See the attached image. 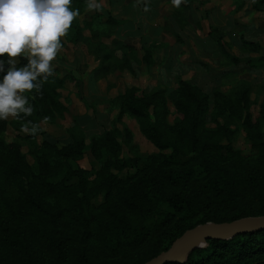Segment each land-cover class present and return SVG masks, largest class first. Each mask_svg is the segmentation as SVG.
<instances>
[{"label":"trees","instance_id":"16d2710c","mask_svg":"<svg viewBox=\"0 0 264 264\" xmlns=\"http://www.w3.org/2000/svg\"><path fill=\"white\" fill-rule=\"evenodd\" d=\"M151 1L157 7L162 0H143L141 6ZM247 1L235 0L231 11L240 10ZM199 5L200 0H182L173 10L176 42H183L180 28L185 24L201 28L196 12ZM71 7L88 14L87 0H72ZM96 12L99 10L93 11L90 22L73 20L69 30L74 33L69 42L81 41L90 46L94 37L109 38L111 33L106 27L124 21L104 18ZM93 19L101 27L93 28ZM153 31L161 32L158 27ZM207 35L224 62H241L242 57L228 50L221 29L209 26ZM154 37L141 42V60L147 67L156 62L154 53L159 46ZM61 44L66 45L62 39ZM123 46L133 48L131 44ZM240 48L248 53L259 52L261 44L240 37ZM111 57L112 51L99 55L98 64L91 70L95 80L111 72L107 63ZM8 59L7 55L0 57L5 61L0 80L9 67ZM258 60L264 61V55ZM27 63L21 56L17 67ZM244 63L251 65L247 67L249 74L261 67L252 65L249 57ZM124 68H132L130 60L119 66L120 70ZM70 75L66 72L58 76L55 70L44 82L42 95L35 90L24 93L35 110L26 120L14 118L12 129L16 138L28 145L32 162L22 153L18 141L6 140L8 120H0V264H100L93 261L94 248L107 264H114L113 256L129 251L135 252L133 258L120 264H143L198 224L264 215V185L259 176L264 172V165L260 167L264 163V104L259 105L254 118L249 111V83H238L231 96L215 89L211 99V94L179 77L170 98L177 114L172 125L166 121L165 90L156 87L144 93L129 86L118 94L111 100L119 110L117 117L126 113L134 118L142 135L161 151L152 157V163L144 165L138 157L120 156L119 131L115 127L91 136L89 144L77 125L67 130L70 142L66 144L43 136L40 123L53 122L62 113L59 88ZM211 103L214 106L209 112ZM209 115L216 128L208 127ZM219 115L241 121L247 142L257 151L254 163L241 157V177L235 173L237 159L231 143L221 142L229 138V130L219 123ZM27 121L39 124L37 134L22 131ZM38 136H42L41 141ZM87 150L99 163L92 179L88 170L78 165ZM188 155L191 163L184 164L182 157ZM131 169L135 171L128 174ZM123 170L127 171L124 176L120 175ZM246 191L257 202V209L250 206ZM167 264H264V229L209 239L206 245L192 249L184 262Z\"/></svg>","mask_w":264,"mask_h":264},{"label":"rangeland","instance_id":"374dc122","mask_svg":"<svg viewBox=\"0 0 264 264\" xmlns=\"http://www.w3.org/2000/svg\"><path fill=\"white\" fill-rule=\"evenodd\" d=\"M253 2H255L254 7H252L251 5L250 6L251 8H254V13H256V16H252V18H264V4L260 5L258 0H253ZM231 3L234 2H232V0H200V5L196 8L197 15L201 18L202 22L201 28L196 27V29L199 30L198 32L200 33V35H203V33H205L210 24H215L214 22L218 21L217 18L218 16L220 17L221 12L218 11L219 15L214 14L213 11L214 9H216L215 7H218L221 11L224 10L225 14H227V12H229L230 10V6L232 5ZM117 4H119V1L117 0H102L103 6L99 10L101 13V17L115 18L116 16H114L115 13H113V8ZM136 4L140 5L139 2ZM153 4L154 2L152 3L151 1V3H149L148 5L152 6V12H155L157 15H159L156 23L157 25L165 29L164 32L168 36L166 37V42H163L160 37H155V41L158 44L159 48L156 49L154 53L156 62L153 67H147L141 60L142 51L141 48H138V43L140 44V42L137 39L134 40V43H136L137 45H133V48L128 50L123 46L128 43H124L121 40L113 37V33L115 30H122L121 32L123 34H139L141 30V25L139 23H126L122 26L116 25L114 27L108 26L105 28V30L108 33H111L109 38H106L105 35H102L99 38L94 37L91 39V44L90 46H88V50H91V54H87V46H85V44H83L81 41L78 42V46L80 45V43L83 44L81 46L83 48L82 51H84L85 59H88V63H90L91 65L93 64V58L95 59L96 57V59L99 61V55L101 56L105 53H108L109 51H112V57L107 61L110 66L111 72H109V74L105 77L101 78V81L99 82L100 84L96 83L99 79H94L95 81L92 83V85L89 86L84 77L88 68L82 70L81 65L83 63L78 59L79 51L78 49L74 50L73 48L75 44L69 42V38L71 39L73 37L72 35L74 33V30L68 29L67 35L61 37V39L65 41L66 45L64 47H61L52 64L55 67L58 76H62V74L66 72H70L71 75L69 76V79L65 81L63 86L59 88V92L61 93L62 105L64 107L61 115L53 122L40 123L44 137H46L50 141L57 142L58 144H66L70 142V136L67 130L74 125H77L79 129L84 133L86 143L89 144V139L91 136L97 135L105 129L115 127L119 131L118 139L121 143V157H138L142 160L144 165L152 163V157L161 151L142 135L134 118L126 113L121 115L120 118L117 117L119 110L116 106L113 105L111 100L114 99L118 94L122 93L129 86H135L144 93H147L156 87L161 88L165 90V94L167 96L166 106L168 109V113L166 115V121L172 125L176 121L177 114L170 101V98L174 93L179 77L188 79L192 84L197 85L203 91L211 94V99L213 97L212 91L215 89H218L228 96H231L235 91L238 83H249V111L254 118L257 116L259 105L264 104V61L261 62L260 60H258V57L264 55V39H262L261 41L259 39H256L262 47L259 52L252 53L244 52L243 50H239V48H237L236 46H231L227 43L230 53L242 57L241 62L236 65L224 62L219 54H217L216 56L211 55L205 58L201 55L200 50L197 49L196 46H193L191 55L190 52H188L190 60H188L187 63L190 66V70L182 73L180 64L185 63V61L181 62L180 57L184 52L180 53L177 59H171L167 56V53H169V50H171L168 48L170 44L173 45L174 42V29L172 27L173 23H171V16L173 15V10L177 7H175L172 3L166 2L164 0L160 1L158 3L159 6L157 7H153ZM86 11L88 14H80L77 18L79 20L90 22V16L93 14L94 10H88V8L86 7ZM206 12L210 14H205ZM241 19L242 15L240 12L232 14L229 18L230 26L227 28H235V25L237 24V27L235 29H238V34L241 33L244 39L255 40L254 38H259L258 32H254L255 34L251 33L253 32V29L251 30V32L249 31L250 29H248L247 32H243V28L245 26V28H249L253 25H258V23L259 25H262L264 24V21L255 23L258 20H251V22H248V20H246L243 22ZM91 24L93 28L101 27V25L97 23V20L94 19L91 21ZM189 27H191L189 23L185 24L182 28H180V32L182 33V30L183 32L186 31L185 34L191 36V30ZM108 30H110V32ZM86 33L89 32L86 31ZM198 37V41L202 44L200 45V48H203V52L208 51V48L201 40V37ZM246 57H249V59L252 60V65L254 66L261 64L260 69L254 71L253 74H249L247 72V67L249 64L247 65V63H244ZM127 59L130 60L132 68H124L120 70L119 66L125 65ZM61 61H63L64 64H62ZM193 66H196V68H194ZM212 66L217 68L216 71L212 70ZM70 68L74 69L76 71V75L78 76L74 77V75L72 74L73 71H71ZM73 77L74 80H71L73 79ZM213 106L214 105L211 103L209 106V112H212ZM13 119L14 118L12 117H9L8 119L7 131L5 135L6 140L18 141L21 145L22 153L25 154L29 162H32V156L28 153V145L25 141L18 139L15 136V132L12 129ZM217 120L220 124H225L229 130V138H222L221 142L231 143L233 147V154L237 159L235 173H237V175L241 177L243 162L241 157L247 159L248 162L254 163V158L257 155V151L253 149L247 142L245 131L241 126V121L233 119L226 115H219L217 117ZM206 123L208 127L216 128V122L211 119L210 115L207 117ZM261 132L264 137V124L262 126ZM41 138L42 136H38V141H41ZM165 152L168 153V151ZM182 161L184 162V164L191 163L189 155L186 157H182ZM78 165L88 170L90 179L94 177V173L99 168L98 161L90 153L89 150H87L84 155L78 160ZM262 165H264L263 162L260 163V167H262ZM134 171V169H131L130 171H128V174H132ZM126 174V170H123L120 173V175L122 176ZM259 176H261L260 179L263 180L262 183L264 185V172L262 171ZM245 195V197H248L247 201L249 202L252 209H257V202L250 198L252 197L250 192L246 191ZM91 253V255L93 256V261L95 263L107 264L106 262L102 261L103 257H100V255L98 254L99 250L97 248H94V252ZM134 254V251H129L128 253L113 256L111 258L113 259L112 263H125L131 260Z\"/></svg>","mask_w":264,"mask_h":264},{"label":"clouds","instance_id":"9594fccd","mask_svg":"<svg viewBox=\"0 0 264 264\" xmlns=\"http://www.w3.org/2000/svg\"><path fill=\"white\" fill-rule=\"evenodd\" d=\"M171 2L178 8L182 0ZM71 5L72 0H0V57L9 58L0 80V120H26L34 113L24 93L35 90L42 95L44 82L54 75L52 62L62 47L61 37L80 15ZM102 6V0H87L88 10L98 11ZM144 10H149L147 5ZM21 56L28 63L17 67ZM4 65L0 60V72L5 71ZM39 130V124L32 121L22 125L26 134L35 135Z\"/></svg>","mask_w":264,"mask_h":264},{"label":"crops","instance_id":"0c3cea01","mask_svg":"<svg viewBox=\"0 0 264 264\" xmlns=\"http://www.w3.org/2000/svg\"><path fill=\"white\" fill-rule=\"evenodd\" d=\"M117 1H119V4H117L113 8V13H115L114 16H116L115 18H121L122 20L124 19V21L119 25L122 26L123 24H126V23H133V24L139 23L141 25V30H140L139 34H131V33L130 34H123L121 32L122 30H115L113 33L114 38L119 39L124 43L132 44L135 46L137 44L134 43L135 42L134 40L137 39L140 42V44L138 43V48L141 47V42H143L144 39L150 41L154 36L160 37L163 42L166 40V37H168V36L164 32V30L163 29L161 30V27L159 25H157L156 22H157V18L159 15H157L155 12H152L151 5H147L149 10L145 11L144 10L145 6L144 7L141 6V3L143 0L142 1H140V0H117ZM258 1H260V0H258ZM138 2L140 3V5L136 4ZM232 2H235V0H232ZM254 3L255 2H253V0H248L240 10H236L233 12L231 10L235 7V3H231L232 5L230 6V10H229V12H227V14H225L224 10L221 11L218 7H215L216 9H214L213 13L218 14L219 12H221V14H220V17L218 16V18H217L218 21L214 22L215 24H213V23L210 24L209 26H216L219 29H221L224 33V39H225L226 43L230 44L231 46H236L237 48H239V50H242L240 48V37H243V35H241V33L238 34V32H239L238 29H235L237 27V24L235 25V28H233V27L231 29L227 28L230 26L229 25V18L231 17L232 14L240 12L242 15L241 20L243 22L246 20H248V22L249 21L251 22V20L252 21L258 20L255 23H258L260 21H264V18H262V17H258V19H256V17H255V19L252 18V16H256L255 15L256 13H254L255 12L254 8H251V6L254 7V5H253ZM263 4L264 3H260V5H263ZM207 13L208 12H206L205 14H207ZM208 14H210V13H208ZM199 19L201 22L200 17H199ZM201 26H202V22H201ZM157 27L161 31L160 34L153 31ZM245 27L243 28V32L244 31L247 32L248 29H250L249 30L250 32L253 29V32H251L253 34L258 32L259 38H254L255 40L259 39L261 41L262 39H264V24L259 25V23H258V25L256 24L255 26L253 25L252 27H249V28L248 27L245 28ZM189 28L191 30V36L185 34L186 31L183 32V30H182V33L179 32L181 37H182L183 42L179 43V42H176L174 39L173 45L170 44V46L168 48L171 50H169V53H167L168 58L170 57L171 59H177L179 57V54L184 52L182 54V56L180 57L181 58L180 61L181 62L185 61V63H186V65H185V63L180 64L182 73L190 70V66L187 63V61L190 60V56H189L188 52H190V55H191V50H192L193 46H196L197 49L200 50L201 55L204 56L205 58H207L208 56H211V55L216 56L218 54L214 43L212 42V40L207 35L208 28L206 29L205 33H203V35H200V33L198 32L199 30H197L196 28H192V27H189ZM84 35L88 36V33H86V31H85ZM198 36L201 37V40L204 42L205 46L208 48V51L203 52V48H200V45H202V44L198 41L199 40ZM194 38H196V39H194ZM256 41H258V40H256ZM81 45H83V44L80 43V45L78 46V43H76L74 45L73 49L74 50L78 49V51H79L78 52V54H79L78 59L80 60V62L83 63L81 65L82 70L88 68L84 77L86 79L87 84H89V86H90L95 81L93 78V74H92L91 70L98 64V60L95 57V59L93 58V61H92L93 64L92 65L90 63H88L89 61H88V59H85L84 51H82L83 48ZM85 46H87V45H85ZM86 50H87L88 55L91 54V50H88V46L86 47ZM61 62H62V64H64L63 61H61ZM193 67L196 68V66H193ZM216 69L217 68L212 66V70L216 71ZM71 71H73L72 74L74 75V77L78 76V75H76V71L74 69H71ZM100 81H101V79H99L96 83L100 84L99 83Z\"/></svg>","mask_w":264,"mask_h":264},{"label":"water","instance_id":"95a60500","mask_svg":"<svg viewBox=\"0 0 264 264\" xmlns=\"http://www.w3.org/2000/svg\"><path fill=\"white\" fill-rule=\"evenodd\" d=\"M264 229V215L246 216L231 221L206 222L185 230L164 251L143 264L184 262L194 248L206 245L209 239H226L236 234Z\"/></svg>","mask_w":264,"mask_h":264}]
</instances>
